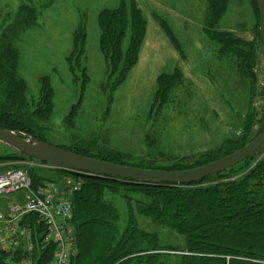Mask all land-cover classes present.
Returning a JSON list of instances; mask_svg holds the SVG:
<instances>
[{"label": "trees", "instance_id": "trees-1", "mask_svg": "<svg viewBox=\"0 0 264 264\" xmlns=\"http://www.w3.org/2000/svg\"><path fill=\"white\" fill-rule=\"evenodd\" d=\"M8 1L17 5L2 6L0 0V128L49 143L45 140V132L54 112L51 78L43 77L39 96L35 99L30 96L27 82L20 76V45L24 35L38 23L37 0ZM244 1L208 0V24L215 27L233 3ZM98 21L101 53L106 60V81L101 89L111 101L113 93L126 82L138 64L148 22L135 0H121L117 7L102 10ZM159 21L178 48L168 25ZM207 32L209 39L222 43V53L233 57L234 63H239L249 79L258 64L256 48L247 43L241 49L238 38L230 33L221 40L213 29ZM85 39L86 28L81 25L74 41L75 49L68 60L75 78L82 68ZM73 55L76 57L74 62ZM82 73L83 91L89 77L86 68ZM182 81L180 70L160 76L155 105L162 107L168 103L170 95ZM247 85L250 107L257 98V88L256 84L253 85V78ZM82 100L81 96L72 107L70 119L77 116ZM263 119H258L252 108L244 120L240 137L228 138L216 149L194 159L170 157L171 168L157 167L156 158L149 163L145 159L134 162L133 155L102 147L95 140L70 147L54 146L127 167L183 171L210 164L241 150L262 133L264 126L254 139L248 141L256 124L262 125ZM245 135L247 139L243 140ZM2 146L13 151L15 158L36 161ZM263 150L224 173L192 185L135 184L84 175L81 192L72 197L79 256L71 264H264V155L259 160L256 158ZM9 160L12 158H0V162ZM109 196H116L125 203V221L116 207L105 202ZM142 220L148 221L151 229L143 228ZM153 228H171L185 238L186 246L161 247L159 233ZM33 229L39 233L44 230L43 226ZM54 252L55 247H50L38 264H47Z\"/></svg>", "mask_w": 264, "mask_h": 264}, {"label": "rangeland", "instance_id": "rangeland-1", "mask_svg": "<svg viewBox=\"0 0 264 264\" xmlns=\"http://www.w3.org/2000/svg\"><path fill=\"white\" fill-rule=\"evenodd\" d=\"M120 1L37 0L38 23L24 35L20 45V76L35 99L43 77L51 78L54 112L45 132L47 142L70 147L95 140L102 147L133 155L134 162L145 159L149 163L156 158L157 167L171 168L170 157L194 159L216 149L228 138L240 137L244 120L252 108L256 117L263 119L264 46L254 0L233 3L215 27L208 24V0H135L148 22L146 38L137 66L109 101V96L101 89L106 81V60L101 53L98 18L102 10L115 8ZM2 4L17 5L8 0H2ZM159 20L168 25L178 48L171 35L161 28ZM81 25L86 28V39L82 68L75 78L68 60ZM210 28L221 40L226 33L234 35L241 49L247 43L256 48L258 64L249 79L233 57L222 53V43L209 39ZM128 41L129 38L127 44ZM73 56L74 62L76 57ZM83 68L89 82L82 91ZM177 70L184 81L170 95L168 103L156 106L159 77ZM253 72L257 78V98L249 107L247 83L252 82ZM81 96L77 116L70 119L71 109ZM262 126L264 119L262 125L254 127L249 142ZM13 155V151L0 145V158H12L0 162V175L28 163ZM263 155L264 150L257 155V160ZM27 168L37 181L59 183L64 175L39 166ZM105 202L116 207L122 220H126L123 200L109 196ZM141 224L145 229L152 227L146 220ZM153 229L159 233L161 247L186 246L185 238L171 228Z\"/></svg>", "mask_w": 264, "mask_h": 264}, {"label": "built area", "instance_id": "built-area-1", "mask_svg": "<svg viewBox=\"0 0 264 264\" xmlns=\"http://www.w3.org/2000/svg\"><path fill=\"white\" fill-rule=\"evenodd\" d=\"M26 166L38 165L31 162ZM83 184L74 176L59 184L40 182L31 177L28 168L1 174L0 264H38L52 246L55 252L50 264H70L77 258L71 198ZM41 226V233L33 229Z\"/></svg>", "mask_w": 264, "mask_h": 264}, {"label": "water", "instance_id": "water-1", "mask_svg": "<svg viewBox=\"0 0 264 264\" xmlns=\"http://www.w3.org/2000/svg\"><path fill=\"white\" fill-rule=\"evenodd\" d=\"M255 1L260 12L259 29L261 42L264 46V0ZM252 78L253 84H256L254 72ZM246 139L247 135L243 137V140ZM0 144L31 159L68 171L126 180L135 184L184 186L197 184L209 177L224 173L253 157L264 148V130L241 150L210 164L183 171H159L113 164L83 156L4 128H0Z\"/></svg>", "mask_w": 264, "mask_h": 264}, {"label": "bare ground", "instance_id": "bare-ground-1", "mask_svg": "<svg viewBox=\"0 0 264 264\" xmlns=\"http://www.w3.org/2000/svg\"><path fill=\"white\" fill-rule=\"evenodd\" d=\"M122 182H125V181H122Z\"/></svg>", "mask_w": 264, "mask_h": 264}]
</instances>
